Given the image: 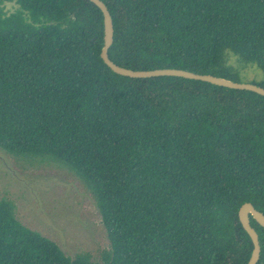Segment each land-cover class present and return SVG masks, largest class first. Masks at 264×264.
I'll return each instance as SVG.
<instances>
[{
  "label": "trees",
  "instance_id": "obj_1",
  "mask_svg": "<svg viewBox=\"0 0 264 264\" xmlns=\"http://www.w3.org/2000/svg\"><path fill=\"white\" fill-rule=\"evenodd\" d=\"M100 1L119 67L239 82L230 52L264 74V0ZM16 3L0 11V150L51 158L82 179L110 246L102 264H247L253 245L238 212L250 203L264 215V97L118 75L101 59L93 3ZM250 225L264 264V228ZM0 264L99 263L66 256L0 198Z\"/></svg>",
  "mask_w": 264,
  "mask_h": 264
},
{
  "label": "rangeland",
  "instance_id": "obj_2",
  "mask_svg": "<svg viewBox=\"0 0 264 264\" xmlns=\"http://www.w3.org/2000/svg\"><path fill=\"white\" fill-rule=\"evenodd\" d=\"M18 9L16 0H0L5 15ZM227 66L241 83L260 84L264 74L227 52ZM0 198L15 206L25 227L55 242L70 258L88 255L102 264L110 250L94 197L82 179L63 164L34 156H14L0 150Z\"/></svg>",
  "mask_w": 264,
  "mask_h": 264
},
{
  "label": "water",
  "instance_id": "obj_3",
  "mask_svg": "<svg viewBox=\"0 0 264 264\" xmlns=\"http://www.w3.org/2000/svg\"><path fill=\"white\" fill-rule=\"evenodd\" d=\"M88 1L93 3L97 8H99L103 15L104 38H103V47L101 50V59L114 73L130 78H149V77H158V76L183 77L186 79L207 82L212 85L225 87L229 89L247 90L264 97V88L252 83H241L212 75H199L180 69H156L151 71H132L130 69L117 66L108 58V49L111 46L113 40V24L109 11L107 10L105 4L100 0H88ZM250 217H252L257 224H259L262 228H264V215L261 212L257 211L250 203H245L239 209L238 218L242 228L248 234L253 245V249L247 264H256L260 255V244H259L258 234L250 225Z\"/></svg>",
  "mask_w": 264,
  "mask_h": 264
}]
</instances>
